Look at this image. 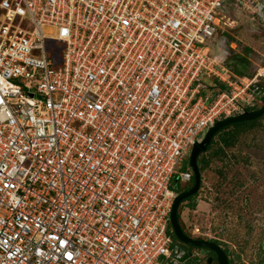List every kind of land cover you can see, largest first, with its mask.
Returning <instances> with one entry per match:
<instances>
[{
  "label": "built area",
  "instance_id": "1",
  "mask_svg": "<svg viewBox=\"0 0 264 264\" xmlns=\"http://www.w3.org/2000/svg\"><path fill=\"white\" fill-rule=\"evenodd\" d=\"M224 1L0 0V264L174 263L178 166L259 79L211 55Z\"/></svg>",
  "mask_w": 264,
  "mask_h": 264
},
{
  "label": "rangeland",
  "instance_id": "2",
  "mask_svg": "<svg viewBox=\"0 0 264 264\" xmlns=\"http://www.w3.org/2000/svg\"><path fill=\"white\" fill-rule=\"evenodd\" d=\"M220 19V37L211 55L224 54L227 67L241 78L259 75L264 87V0H229L220 10ZM52 44L61 62L65 44ZM263 94L249 106L261 107ZM216 147L217 143L212 149ZM188 161L189 154L178 166L179 172L186 170ZM193 184L175 182L174 188L180 193ZM201 187L193 200L180 205L181 225L195 236L217 240L234 264H264V115L257 128L241 132L234 146L213 159L203 172ZM169 262L172 258L163 264ZM188 264L209 263L202 251L199 259Z\"/></svg>",
  "mask_w": 264,
  "mask_h": 264
},
{
  "label": "water",
  "instance_id": "3",
  "mask_svg": "<svg viewBox=\"0 0 264 264\" xmlns=\"http://www.w3.org/2000/svg\"><path fill=\"white\" fill-rule=\"evenodd\" d=\"M262 8V7H261ZM263 10V8H262ZM264 115V104L256 110H244L241 113L217 120L206 133L203 135L201 140L197 141L189 154V166L193 172V186L184 192H180L177 194L174 199L172 210L170 213V224L172 228V232L174 235L182 242L192 245L198 248H206L208 250L214 251L217 256L218 264H230L229 256L225 252V250L216 242L202 239H193L188 237L179 222L178 218V210L183 201L194 196L200 189L202 184V175L200 172L198 157L202 152H206L208 146L211 144L215 135L224 127L229 126L238 122H245L255 120ZM177 183V182H176ZM264 249V244H263ZM179 251V247L174 246V255ZM212 262V259H209V263Z\"/></svg>",
  "mask_w": 264,
  "mask_h": 264
},
{
  "label": "trees",
  "instance_id": "4",
  "mask_svg": "<svg viewBox=\"0 0 264 264\" xmlns=\"http://www.w3.org/2000/svg\"><path fill=\"white\" fill-rule=\"evenodd\" d=\"M259 81L260 80H258L252 86L253 99H256L258 96H260L261 93H264V87L262 86V83L259 82ZM201 86H202L201 87L202 88L201 91H202V93H205V94L208 93V92H211V91L212 92H216L218 90L226 89L225 84L219 82L218 79L215 78V77H204L201 80ZM261 98H262V101L264 102V94L261 95ZM245 110H256V108L254 106H252V107L246 106ZM262 117L257 118L255 120H251V121L234 123V124H231L229 126H226V127L222 128L215 135V137L213 138L211 144L208 146L206 152H202L199 155V157H198V164H199L201 175H203V172L211 165V163H212L214 158H217L219 156L224 155L226 148L232 147V146H234L237 143L239 134L241 132L243 133L245 131H249V130L257 128L260 125V120H261ZM216 143H217L218 149L213 150L212 148H213V146ZM186 166H187L186 170H189L188 163H187ZM174 183H175V180H173V182L171 184V189H173V190H175ZM197 195H198V193H196L194 196H191L190 198L186 199L185 201L193 200ZM185 201H183V202H185ZM191 205L194 206L195 203L193 202ZM178 218H180L179 214H178ZM180 225H181V222H180ZM181 227H182V229L184 228L182 225H181ZM170 228H171V224H170ZM171 236H172L173 240H175V241L178 240L173 232H171ZM215 242L218 243L217 240H215ZM226 253L229 256L230 263L234 264V261L231 258V256L229 255L228 250H226ZM216 264H218L217 261H216Z\"/></svg>",
  "mask_w": 264,
  "mask_h": 264
},
{
  "label": "flooded vegetation",
  "instance_id": "5",
  "mask_svg": "<svg viewBox=\"0 0 264 264\" xmlns=\"http://www.w3.org/2000/svg\"><path fill=\"white\" fill-rule=\"evenodd\" d=\"M223 55H221L219 58L224 59L226 61L227 58H226V56H223ZM190 188H188L184 191H187ZM201 189H202V187H200V189L197 193H199L201 191ZM184 191H182V192H184ZM183 231L190 238L208 240V239L203 238L202 236H195L188 228H183ZM209 241H212V240H209ZM176 245L179 247V251L176 254V259H175L174 263H172V264H188V262H191L194 259H197V258L199 259L201 257L202 251H204V256H205V259L207 260L208 263H209V259H212V262L209 264H216L217 256H216L214 251L208 250L206 248L194 247L192 245H189L187 243L180 241L179 239L177 241L174 240V246H176ZM225 252H226V250H225ZM263 261H264V259H263Z\"/></svg>",
  "mask_w": 264,
  "mask_h": 264
},
{
  "label": "crops",
  "instance_id": "6",
  "mask_svg": "<svg viewBox=\"0 0 264 264\" xmlns=\"http://www.w3.org/2000/svg\"><path fill=\"white\" fill-rule=\"evenodd\" d=\"M227 1H229V0H225L224 3H226ZM219 31H220V30H219ZM219 37H220V33H218V39H219ZM218 39H217V41H214V42H213V45H214L215 43H216V44L218 43ZM213 45H212V46H213Z\"/></svg>",
  "mask_w": 264,
  "mask_h": 264
},
{
  "label": "snow or ice",
  "instance_id": "7",
  "mask_svg": "<svg viewBox=\"0 0 264 264\" xmlns=\"http://www.w3.org/2000/svg\"><path fill=\"white\" fill-rule=\"evenodd\" d=\"M71 258V257H70Z\"/></svg>",
  "mask_w": 264,
  "mask_h": 264
}]
</instances>
